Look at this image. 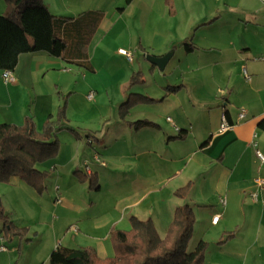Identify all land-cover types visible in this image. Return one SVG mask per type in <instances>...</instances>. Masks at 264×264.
I'll return each mask as SVG.
<instances>
[{
    "label": "crops",
    "instance_id": "crops-1",
    "mask_svg": "<svg viewBox=\"0 0 264 264\" xmlns=\"http://www.w3.org/2000/svg\"><path fill=\"white\" fill-rule=\"evenodd\" d=\"M237 1L43 0L54 15L103 16L86 47L92 70L43 51L21 54L13 81L0 70V123L32 116L40 130L65 97L67 125L77 131L58 133L57 155L42 168L46 192L36 196L10 178L36 197L37 213L24 224L26 245L6 244L0 234V264H48L57 244L91 246L106 259L111 230L129 229L131 216L150 218L163 237L183 204L194 214L188 247L208 243L204 264H264V184L255 181L264 179V159L256 156L264 157V3ZM170 50L162 71L146 59ZM136 71L144 82L128 87ZM130 93L164 98L137 103L121 119ZM223 115L233 127L220 131ZM141 119L156 126L128 125ZM186 185V196H177ZM40 238L42 247L27 248Z\"/></svg>",
    "mask_w": 264,
    "mask_h": 264
},
{
    "label": "trees",
    "instance_id": "trees-1",
    "mask_svg": "<svg viewBox=\"0 0 264 264\" xmlns=\"http://www.w3.org/2000/svg\"><path fill=\"white\" fill-rule=\"evenodd\" d=\"M5 10L0 13V70H13L23 53L43 51L60 57L69 64L92 70L86 47L103 14L99 10H86L76 17H60L52 14L43 0H4ZM131 0H125L129 3ZM185 50L193 48L190 42H183ZM144 82L140 71L130 75L128 87ZM179 86H166V92H175ZM141 94L130 93L119 106V116L125 119L128 110L137 103H151L162 100ZM67 102L62 103L54 113L48 115L42 128L36 127L32 116H26L21 124L0 123V182L18 177L37 192L46 189L47 170L39 165L52 160L58 152V133L68 130ZM134 129L154 127L146 120L128 121ZM259 125L264 128V120ZM77 173V172H76ZM94 177H91V183ZM189 185L175 191L186 196ZM0 221L2 230L12 235L24 236L27 228L17 227L4 210L0 197ZM127 230L113 229L109 233L112 255L106 259L97 257L91 246L65 247L58 244L52 251L48 264H203L208 243L199 240L192 250L188 249L194 214L188 204L174 209L172 220L161 237L150 218H129Z\"/></svg>",
    "mask_w": 264,
    "mask_h": 264
},
{
    "label": "rangeland",
    "instance_id": "rangeland-1",
    "mask_svg": "<svg viewBox=\"0 0 264 264\" xmlns=\"http://www.w3.org/2000/svg\"><path fill=\"white\" fill-rule=\"evenodd\" d=\"M51 2H53V0H51ZM233 2H238V1L233 0ZM4 10H5V1L0 0V13H3ZM81 12H83V10H81L78 13H81ZM56 16L63 17L61 15H56ZM64 17H68V16H64ZM146 79H147V82L149 80H152L148 76H146ZM38 168L42 169L43 165H39ZM30 188L35 191V195L37 196L39 192H37L32 187ZM44 191L46 192V189ZM0 197L2 200L4 210L6 211L9 217V220L12 221L17 227L27 228V226H25L24 224L34 223L37 209L33 205L32 200L36 198L35 196L28 195L27 192L24 190V188L20 187L19 185L12 184L10 181H8V182H0ZM33 213H34V216H33ZM32 220H33V223H32ZM1 225H2V222H0V234H3L7 238L6 244L10 243L11 241H14L15 243H21V245H26L28 243V239L25 236H22V237L20 236L19 238V236L17 235H12L10 233H7L2 230ZM34 227L35 226L30 228V236H34L35 234L36 229ZM38 230H41V229H38ZM27 232H28V229H26V233ZM42 241L43 240L41 238L34 239L33 243L29 244L30 246H27V248L31 249L32 247H42V244H43ZM193 248L194 246L192 245H189L188 247L189 250H192ZM206 252L207 250L205 251V255H206ZM205 255H204V259H205ZM27 257L28 258L31 257V254L29 252L27 253ZM204 259H203V264H204ZM26 260L28 261L29 259L26 258Z\"/></svg>",
    "mask_w": 264,
    "mask_h": 264
},
{
    "label": "built area",
    "instance_id": "built-area-1",
    "mask_svg": "<svg viewBox=\"0 0 264 264\" xmlns=\"http://www.w3.org/2000/svg\"><path fill=\"white\" fill-rule=\"evenodd\" d=\"M261 1L264 3V0H261ZM118 52H119L120 54L124 55L128 60H131L132 55H131V53H130L129 51H127L126 49L119 48V49H118ZM258 59L264 61V54H262L261 56H259ZM2 79H3L4 81H13V80H14V77H13V74H12V70H8V69H7V70H3V71H2ZM92 95H93V93H89V94H88V97L90 98V97H92ZM242 117H244V111H241V112L239 113V116H238V118H242ZM232 127H233V124H232V123H228L227 120H226V117L223 115V116H222V123H221V125H220V129H219V130H220V131H225V130L230 129V128H232ZM87 142H88V143H91L92 140H91V139H87ZM256 156H257L260 160H263V159H264L263 155H262L259 151H256ZM255 181H256V183H257L258 185H262V184H264V179L256 178ZM254 195H255V194H254ZM56 201L59 202L60 199H56ZM217 219H218V215H215V216H213L212 221H213V222H216ZM57 245H58V244H57ZM57 245H56V246H57ZM56 246H55V247H56ZM0 250H5V248H4L3 245H0Z\"/></svg>",
    "mask_w": 264,
    "mask_h": 264
},
{
    "label": "water",
    "instance_id": "water-1",
    "mask_svg": "<svg viewBox=\"0 0 264 264\" xmlns=\"http://www.w3.org/2000/svg\"><path fill=\"white\" fill-rule=\"evenodd\" d=\"M172 54L173 50H170L162 56L146 55V59L162 71L168 63L169 59L171 58Z\"/></svg>",
    "mask_w": 264,
    "mask_h": 264
}]
</instances>
